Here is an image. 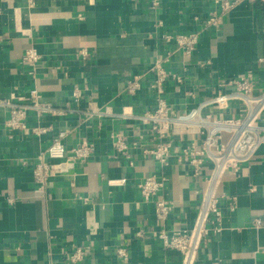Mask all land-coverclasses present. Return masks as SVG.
I'll return each mask as SVG.
<instances>
[{"label": "crops", "instance_id": "crops-1", "mask_svg": "<svg viewBox=\"0 0 264 264\" xmlns=\"http://www.w3.org/2000/svg\"><path fill=\"white\" fill-rule=\"evenodd\" d=\"M216 1L38 0L29 7L26 0H0V98H28L37 89L42 102L71 110L62 116L30 112L24 132L7 129L8 114L0 110V264H67L77 246L90 248L82 264H181V255L155 234L192 228L211 165L198 175L174 158L160 166L143 153L153 143L150 128L117 115L155 109L158 59L181 78L165 85L176 114L230 91L229 82L241 77L250 75L264 88V0H242L210 28L211 14H222ZM188 33L200 34L191 55L163 38ZM31 48L41 56L35 70L23 61ZM135 76L142 87L129 95L126 86ZM90 109L115 116H88ZM237 113L234 104L225 116ZM60 132H68L67 148L88 141L96 149L86 163L51 178L44 195L32 170ZM114 134L138 144L129 150L133 166L115 152ZM190 139L178 138L175 146ZM153 175L169 179L159 196L174 207L166 222L157 220L154 203L144 202L138 189ZM219 194L222 231L205 240L196 264H264V145L235 176L224 177ZM122 249L126 258L118 255Z\"/></svg>", "mask_w": 264, "mask_h": 264}, {"label": "built area", "instance_id": "built-area-1", "mask_svg": "<svg viewBox=\"0 0 264 264\" xmlns=\"http://www.w3.org/2000/svg\"><path fill=\"white\" fill-rule=\"evenodd\" d=\"M29 7L35 6L38 0H26ZM242 0H217L222 14L213 12L206 22L210 28H218L221 16L237 6ZM158 0H155V4ZM165 42L175 45L186 55H191L200 41L199 33L174 34L163 36ZM86 58L84 51L78 53ZM41 56L31 48L26 51L23 61L35 70ZM165 60L158 59L152 72L154 80L152 87L156 95V107L135 115L132 111H123L117 117L124 120H138L150 128L153 139L150 146H144L143 153L153 157L162 167L167 166L174 158L184 166L192 169L195 175L200 174L206 164L211 165V173L205 178L195 222L189 230L161 229L155 234L165 249L173 250L181 255V264H196L202 244L210 236L222 231L221 220L224 216L221 207L222 195L220 186L226 175L235 176L245 164L252 162L261 146L264 145V88L257 89L252 77L245 76L229 82L231 90L220 92L216 96L200 102L189 112L176 114L165 98V85L170 80L181 82V78L167 71ZM141 77L135 76L128 81L126 93L135 95L141 89ZM78 99L79 96H75ZM37 89L28 98L12 94L8 98H0V110L8 114L5 122L7 129L12 131H27V118L30 112L37 115L62 116L71 112L68 108L54 107L42 102ZM234 104H238L235 116H225ZM219 112L215 115L211 112ZM88 116H115L112 113L90 109ZM36 134V130H33ZM68 132H60L44 153H40L33 167V179L37 192L46 194L49 180L66 175L75 170L77 164H84L93 155L96 147L92 142H81L72 148H67L63 139ZM189 136L192 139L182 147L175 146L176 139ZM194 137L201 138L197 144ZM112 143L117 154L125 157L133 166L129 150L137 146L122 134H114ZM27 162H24L26 165ZM167 176H149L138 184L142 200L154 203V212L158 221L166 222L173 212V204L159 196L168 183ZM256 225L259 222H254ZM90 253V248L77 246L68 256L67 264H82ZM119 257L126 258L124 249L118 250Z\"/></svg>", "mask_w": 264, "mask_h": 264}]
</instances>
